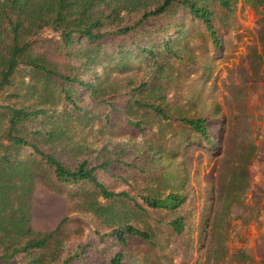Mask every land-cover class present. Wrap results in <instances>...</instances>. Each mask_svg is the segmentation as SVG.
<instances>
[{
  "label": "rangeland",
  "instance_id": "rangeland-1",
  "mask_svg": "<svg viewBox=\"0 0 264 264\" xmlns=\"http://www.w3.org/2000/svg\"><path fill=\"white\" fill-rule=\"evenodd\" d=\"M233 4L232 12L216 8L219 47L202 23L188 21L168 39L175 54L158 48L157 65L132 59L127 69L106 61L92 67L100 77L97 99L82 121L64 123L72 148L62 154L56 149V156L75 165L84 157L99 163L122 153L131 164L98 169L96 177L111 190L128 192L142 208L122 197L102 198L88 185H54L28 161L38 169L29 201L32 229L44 233L65 219L54 234L63 254L45 262L60 264L79 243L88 245L86 256L70 264H108L121 250L124 264H263L264 0ZM53 34L44 28L32 36L33 50L53 58ZM149 104L160 105L166 117L145 108ZM183 117L204 118L211 142ZM170 192L186 194L176 209L143 202L145 195ZM178 217L180 234L170 225ZM126 222L148 231L150 240L98 242L96 231Z\"/></svg>",
  "mask_w": 264,
  "mask_h": 264
},
{
  "label": "trees",
  "instance_id": "trees-1",
  "mask_svg": "<svg viewBox=\"0 0 264 264\" xmlns=\"http://www.w3.org/2000/svg\"><path fill=\"white\" fill-rule=\"evenodd\" d=\"M233 1L0 0V264H50L45 262L46 256L63 254L54 234L65 219L44 233L30 225L29 201L38 169L31 170L28 161L42 168L40 174L51 176L54 185L78 189L88 185L102 198L122 197L142 208L128 192L111 190L96 177L98 169L108 172L113 164H131L120 156L122 153L99 163L87 157L75 165L66 162L61 154L70 142L63 136L64 123L82 121L89 111L86 107L97 99L100 77L93 72L94 65L106 61L127 69L132 59L157 65L158 48L165 54H175L168 39L188 21L202 23L213 45L219 47L213 21L216 8L232 12ZM44 28L54 33L50 39L56 54L53 58L36 53L29 41ZM85 91L88 93L83 94ZM134 103L143 106L138 100ZM145 108L166 117L158 104ZM180 121L211 142L204 118L183 117ZM56 149L61 150L59 156ZM185 199L186 194L181 192L159 198L143 196L147 206L162 209H176ZM170 225L175 233L183 230L181 217ZM96 237L101 243L112 239L124 246L130 237L148 241L151 234L126 222L104 233L96 231ZM86 247L78 243L60 264L83 260ZM123 261L121 250L110 257L108 264Z\"/></svg>",
  "mask_w": 264,
  "mask_h": 264
}]
</instances>
